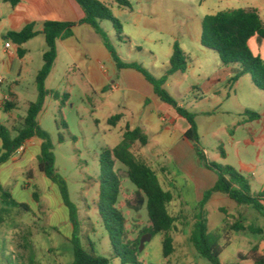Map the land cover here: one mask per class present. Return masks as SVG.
<instances>
[{"label":"rangeland","instance_id":"obj_1","mask_svg":"<svg viewBox=\"0 0 264 264\" xmlns=\"http://www.w3.org/2000/svg\"><path fill=\"white\" fill-rule=\"evenodd\" d=\"M129 1L130 6L125 12L115 9L116 16L112 10L123 25L122 38L118 37L110 21L102 25L120 58L128 63L137 62L153 75L163 77L166 75L164 64L169 61L172 46L177 42L189 56V68L186 72L168 75L165 88L194 113L200 144L208 159L219 165L233 166L249 179L253 194L263 192L264 91L257 88L250 73L236 81L230 80L234 71L229 72L220 54L192 40L201 33L203 16L239 7L242 3L236 0ZM79 62L81 65L77 69L68 70L67 59L64 56L60 58L46 83L59 97L46 98L38 121L50 136L56 171L65 180L70 199L78 208V233L82 244L88 249L93 247L98 256L108 258L111 264H123L115 256L110 234L103 224L99 193L101 155L122 141L124 131L109 124L110 114L117 111L101 105V93L89 81L88 66L95 65V61L79 58ZM113 63L116 65L111 56L101 61L110 74L113 73ZM231 66L240 67L239 64ZM116 69L119 70L117 66ZM3 77L7 81L12 80L8 75ZM35 78V73L30 74L15 86L16 103L22 115L26 114L28 101L37 98ZM65 94L68 97L63 102ZM1 104L3 106L4 103ZM246 111L258 113L260 118L249 120ZM180 119L177 123L179 129L185 121ZM9 120V113L0 108V124L9 126L15 135V129L21 126L22 121L11 127ZM34 141L42 140L35 137L31 143ZM142 146L135 142L132 151L146 160ZM40 151V145H29L24 160H10L0 166V183L17 202L13 205L0 197V264L73 263L74 248L70 241L73 226L69 209L62 200L58 185L39 168ZM14 156L20 157V153ZM189 157L198 172L206 171L195 152H191ZM147 160L163 188L173 194L168 211L176 218L169 232L174 240V251L165 257V233L153 235L148 231L152 222L147 199L129 179L127 168L117 161L114 171L120 177L121 192L116 207L126 219L127 242L133 245L141 244L143 238L146 240L138 253L142 264H211L196 251L190 238L198 202L209 189V176H201L202 184L197 186L194 177L190 176L191 171L178 168L170 156H150ZM222 197L215 198L206 206L209 229L221 236L222 245L223 236L229 237V232L233 234L230 225L239 221L241 215L246 216L244 220L248 224L264 227V216L253 207L239 205L226 195ZM247 209H250V214ZM234 235H240V238H234L223 251L221 260L224 263L238 261L239 250L245 246L241 235L246 234Z\"/></svg>","mask_w":264,"mask_h":264},{"label":"trees","instance_id":"obj_2","mask_svg":"<svg viewBox=\"0 0 264 264\" xmlns=\"http://www.w3.org/2000/svg\"><path fill=\"white\" fill-rule=\"evenodd\" d=\"M12 6H16L21 0H6ZM84 10L85 16L79 22L47 21L44 23L42 33L45 36L47 49L43 54V66L36 76L37 98L30 102L27 113L20 127L15 129L13 135L11 129L0 124V166L8 162L12 156L22 148L25 143L34 137L42 140L41 151L38 157L40 170L59 187L64 204L69 209V218L73 226L70 241L74 248V260L72 264H111L106 257L98 256L93 247H84L78 233V208L71 201L65 180L57 173L55 168V155L53 144L49 134L44 131L38 121V116L44 107L48 96L59 97V94L46 87V80L54 67L58 56L57 42L59 39L68 38L73 35V28L78 24H89L102 37L105 46L118 69L133 68L144 75L146 80L154 87L155 94L159 99L171 105L177 113L184 117L189 124L183 138L195 150L200 163L213 170L217 174L216 183L207 189L202 199L198 202L195 222L191 231V241L196 251L211 264H235L224 263L221 254L224 247L220 243V236L209 229L206 206L212 197L221 193L228 196L239 205H250L264 216V191L258 194L252 193L249 179L238 172L231 165H219L208 159L204 148L200 144V135L194 113L181 105L165 88L167 76L175 72H186L189 66V57L180 45L175 42L173 54L170 60V68L166 75L157 77L150 73L145 67L137 62H124L118 55L117 50L110 41L109 35L101 26L102 21H110L113 28L122 38L123 25L113 14L110 6L100 0H76ZM118 5L129 7V0H115ZM38 31L33 23L28 24L21 31H10L6 38L21 45L35 37ZM257 36L264 41V20L257 9L235 8L221 10L215 14H208L202 20L201 42L206 48L218 52L225 66L239 64L230 80L236 81L242 75L250 73L254 84L264 91V58L255 54L249 45V40ZM68 94L63 97L65 102ZM149 102V100H147ZM14 107L13 102L7 101L3 109L9 111ZM249 120L260 118L255 112L246 111ZM121 114L110 117L109 124L115 126L121 119ZM135 142L142 145L148 143V136L141 127H128L122 141L114 149H106L100 158L102 175L100 179V214L103 224L110 234L114 248V254L122 260L123 264H142L138 259L140 244H130L126 240V219L122 212L116 207L121 192V181L119 175L114 171L116 162L123 164L128 171V177L143 192L147 201L149 218L152 222L150 233H165L163 240L164 256L169 257L174 251V240L169 232L173 229L176 218L168 211V204L173 200L172 192L165 190L159 180L156 171L143 158L137 157L132 146ZM223 150V156H225ZM0 197L4 202L16 205L12 194L0 183ZM37 199L38 194L35 192ZM26 207L25 204H21ZM235 232L247 231L264 235V227L245 225L242 220L230 225ZM240 258H252L253 264H264V254L259 253L255 246L248 255H240Z\"/></svg>","mask_w":264,"mask_h":264},{"label":"crops","instance_id":"obj_3","mask_svg":"<svg viewBox=\"0 0 264 264\" xmlns=\"http://www.w3.org/2000/svg\"><path fill=\"white\" fill-rule=\"evenodd\" d=\"M100 1L110 6L116 16L117 14L115 13V9L120 12H125L126 10V7L118 5L115 0ZM236 1L242 3L241 6L227 8L225 10L240 7L245 9H257L264 20V0ZM84 16V10L76 0H21L16 6H12L6 0H0V77H3L5 74L10 76L12 79L11 81H7L3 77L4 82L0 85V89L11 95L10 101L14 104V107L11 110L5 111L0 101V108L9 113V124L11 127L19 120L23 121V118L26 115H22L18 111V105L16 103L18 95L16 94L15 86L17 83L24 81L30 74L35 73L37 76L38 71L43 66V54L47 49L46 39L42 33L44 23L47 21L79 22L84 18ZM205 16H203V18ZM203 18L200 20L201 33L196 37V39L192 38L196 44L202 43L201 35ZM104 22L105 21L101 22V26L104 25ZM31 23L34 24L35 30L38 31V34L24 44L19 45L9 39L4 40V38L7 39L6 35L8 32L21 31ZM7 42L11 43L10 47L6 46ZM249 45L255 54H260L262 58H264V41H261L257 36H254L249 40ZM173 47L174 44L172 48ZM57 49L58 56L46 83L51 78L54 70H56L62 56H64L68 61V70H75L81 65L79 58L94 60L95 65L90 64L88 66V71L90 73L88 78L92 87L101 93V105L108 107L112 111H117L112 112V114H110L111 116L115 114L122 115L121 119L113 127H119L124 132L128 127H141L144 133L148 136V143L142 146V153L146 160L150 158V156L159 158L162 155H168L172 158L173 163L178 168L180 167L183 170L189 169L191 171L190 176L194 177L197 186L202 184L201 176H209V188L216 183V173H211V171L207 168H205L206 171L202 169L203 172H198L197 168L192 164L193 160H191L189 155L191 152H195V150L183 138L185 131L189 127L188 121L184 117L180 116L171 105L164 103L159 99L154 92L153 85L146 80L144 75L133 68L117 70L114 63L112 67V74L105 70L101 61L103 59L110 58L111 55L110 52H108L109 50L105 46L102 37L91 25H76L73 28L72 36L58 40ZM185 53L187 54V52ZM171 56L169 61L164 64V74L170 68ZM96 63L100 64L104 70L102 71ZM226 67L230 73L233 71V73H235L237 69L232 66ZM164 74H160L159 76ZM114 75L115 78L112 79ZM5 82L6 84L4 85ZM147 100H149V102ZM30 102L32 101H28L27 103V109ZM111 116H109L108 121ZM180 118H183L185 121H182V126L179 129L177 128V123L181 120ZM34 138L28 140L25 145L16 152L20 153V157L13 155L10 160H24L29 145H40L41 147L42 141L38 143L34 141L31 143ZM1 145L2 142L0 140V146ZM34 158L35 156L33 155L32 159ZM262 191H264V183L262 184ZM222 195L224 194H215L209 203H211L215 198H223ZM219 209L223 210L224 208L219 207ZM247 210L250 214V209ZM244 219H246V216L241 215L240 220H242L245 225H252L248 224ZM234 233L246 234L245 236L241 235L243 238L242 242L245 246L239 250V259L235 262V264H253L252 258H240V255H248L255 246L258 247L259 253L264 254V235L250 233L247 231H233V234L230 232L228 233V236L230 234L229 237L223 236V251L233 243L234 238H240V235H234ZM221 239L222 238L220 236V241ZM237 240L240 241V239Z\"/></svg>","mask_w":264,"mask_h":264},{"label":"built area","instance_id":"obj_4","mask_svg":"<svg viewBox=\"0 0 264 264\" xmlns=\"http://www.w3.org/2000/svg\"><path fill=\"white\" fill-rule=\"evenodd\" d=\"M6 46L7 47H10L11 46V43L10 42H7L6 43ZM4 82V78L3 77H0V85ZM11 100V95L9 93H6L4 92L3 90L0 89V101L1 103H5L7 101H10Z\"/></svg>","mask_w":264,"mask_h":264},{"label":"water","instance_id":"obj_5","mask_svg":"<svg viewBox=\"0 0 264 264\" xmlns=\"http://www.w3.org/2000/svg\"><path fill=\"white\" fill-rule=\"evenodd\" d=\"M149 236L151 237V234H149ZM145 241H146V240H145L144 238L141 239V244H140V248H139V250H142V249H143Z\"/></svg>","mask_w":264,"mask_h":264}]
</instances>
